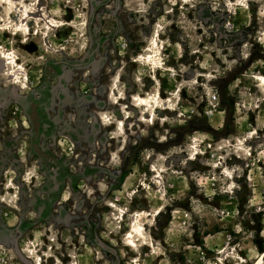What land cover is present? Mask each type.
Instances as JSON below:
<instances>
[{
    "label": "rangeland",
    "instance_id": "rangeland-1",
    "mask_svg": "<svg viewBox=\"0 0 264 264\" xmlns=\"http://www.w3.org/2000/svg\"><path fill=\"white\" fill-rule=\"evenodd\" d=\"M8 1L0 264H264V0Z\"/></svg>",
    "mask_w": 264,
    "mask_h": 264
},
{
    "label": "bare ground",
    "instance_id": "bare-ground-1",
    "mask_svg": "<svg viewBox=\"0 0 264 264\" xmlns=\"http://www.w3.org/2000/svg\"><path fill=\"white\" fill-rule=\"evenodd\" d=\"M13 1L14 0H9L8 2H9V5H11V4H13ZM8 5V4H7ZM14 5V4H13ZM9 8V7H8ZM11 9H12V7H10ZM9 8V9H10ZM8 9V10H9ZM22 10V9H21ZM23 10H25V9H23ZM10 11V10H9ZM12 11V10H11ZM9 13V12H8ZM23 15L25 16V18L24 19H21V20H19V21H17V24H16V26L19 28V26L20 27H25V28H27L28 26H29V23H27L26 22V24H24V22L26 21L25 19H29L30 18V16L32 15V13L31 12H27V10L26 11H24V13H23ZM8 17H10V16H8ZM9 19V18H8ZM22 29V28H21ZM21 32V31H20ZM1 48V47H0ZM156 52V50L155 49H153V51L151 52V53H149L148 55H147V57L149 58V59H154V53ZM1 55H2V53H1ZM6 56V55H5ZM4 56V57H5ZM13 56V55H12ZM154 56V57H153ZM157 57V56H156ZM12 58V57H11ZM15 58V57H14ZM14 58L13 59H10V58H3V59H0V63L1 64H6L8 67H9V69H18V70H20L21 69V67H20V65H19V63H18V61H15L14 60ZM146 59V58H145ZM158 60V59H157ZM151 63V62H150ZM153 64H154V62H153ZM160 64V63H159ZM155 67V66H154ZM17 70V71H18ZM261 78V80L262 81H264V78L263 77H260ZM259 78V79H260ZM24 84V83H23ZM133 101L135 102V103H137V104H139L141 107H146V104H147V102H148V99H146V98H142V97H138V96H136V95H134L133 96ZM139 231H140V227L138 226V225H133L132 226V228L130 229V231L127 233V234H129V236H132V235H136V236H138L139 235ZM141 233V232H140ZM131 240V239H130ZM263 260V259H262Z\"/></svg>",
    "mask_w": 264,
    "mask_h": 264
}]
</instances>
